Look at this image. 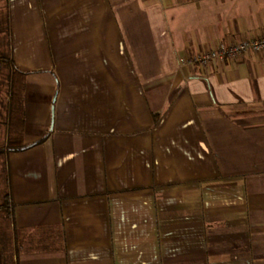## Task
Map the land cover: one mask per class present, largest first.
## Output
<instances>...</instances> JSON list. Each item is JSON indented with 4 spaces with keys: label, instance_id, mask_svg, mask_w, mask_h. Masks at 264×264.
Segmentation results:
<instances>
[{
    "label": "crops",
    "instance_id": "0c3cea01",
    "mask_svg": "<svg viewBox=\"0 0 264 264\" xmlns=\"http://www.w3.org/2000/svg\"><path fill=\"white\" fill-rule=\"evenodd\" d=\"M7 11L25 149L6 155L0 264H264V52L190 63L264 36V0Z\"/></svg>",
    "mask_w": 264,
    "mask_h": 264
},
{
    "label": "trees",
    "instance_id": "16d2710c",
    "mask_svg": "<svg viewBox=\"0 0 264 264\" xmlns=\"http://www.w3.org/2000/svg\"><path fill=\"white\" fill-rule=\"evenodd\" d=\"M9 66L11 67V75L9 77V89L6 94L8 115V137L6 145V153L20 152L25 149L24 146V94L26 89L27 73L17 68L15 63L9 58ZM2 61L0 60V73ZM46 139L39 140L36 144L42 143ZM9 195L5 196V202L0 205V210L8 209Z\"/></svg>",
    "mask_w": 264,
    "mask_h": 264
},
{
    "label": "rangeland",
    "instance_id": "374dc122",
    "mask_svg": "<svg viewBox=\"0 0 264 264\" xmlns=\"http://www.w3.org/2000/svg\"><path fill=\"white\" fill-rule=\"evenodd\" d=\"M8 18L7 0H0V60L2 61L0 73V196L8 191L6 162L8 105L6 94L9 89V77L12 72L8 63L10 58Z\"/></svg>",
    "mask_w": 264,
    "mask_h": 264
},
{
    "label": "built area",
    "instance_id": "2783aa9c",
    "mask_svg": "<svg viewBox=\"0 0 264 264\" xmlns=\"http://www.w3.org/2000/svg\"><path fill=\"white\" fill-rule=\"evenodd\" d=\"M264 52V36L223 44L214 50H208L195 56L190 63L200 66H207L211 62H225L227 60H236L249 53Z\"/></svg>",
    "mask_w": 264,
    "mask_h": 264
}]
</instances>
